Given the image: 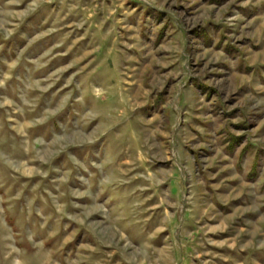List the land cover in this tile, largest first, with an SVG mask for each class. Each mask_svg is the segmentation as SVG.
<instances>
[{"label":"rangeland","instance_id":"obj_1","mask_svg":"<svg viewBox=\"0 0 264 264\" xmlns=\"http://www.w3.org/2000/svg\"><path fill=\"white\" fill-rule=\"evenodd\" d=\"M0 264H264V0H0Z\"/></svg>","mask_w":264,"mask_h":264}]
</instances>
